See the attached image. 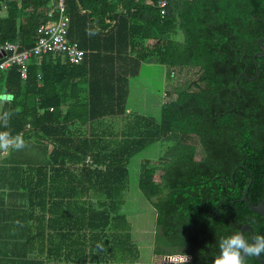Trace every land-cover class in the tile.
I'll use <instances>...</instances> for the list:
<instances>
[{
  "label": "trees",
  "instance_id": "obj_1",
  "mask_svg": "<svg viewBox=\"0 0 264 264\" xmlns=\"http://www.w3.org/2000/svg\"><path fill=\"white\" fill-rule=\"evenodd\" d=\"M159 1L66 0L70 41L88 54L111 49L117 61L127 60L126 71L112 74L111 90L91 79L86 98L64 100L46 71L70 73L84 64L53 54L33 59L27 79L15 66L0 70V93L12 97L0 102V114L11 113L0 131L26 136L33 130L57 144L50 168L39 167L27 188L35 225L18 254L25 264L138 263L140 251L122 213L128 166L159 141L168 143L163 155L143 163L139 180L157 214L156 256L182 252L193 257L187 264H214L220 240L244 225L264 235V217L242 201L248 188L252 205L264 200V57L257 58V76L254 61L262 51L264 0H167L164 17ZM55 2L0 0V52L7 42L32 48L40 25L53 21L48 14ZM147 62L166 66L170 76L195 71L163 105L159 120L129 115L122 139L68 136L67 124L93 128L106 116L126 113L129 78ZM53 90L58 103L49 98Z\"/></svg>",
  "mask_w": 264,
  "mask_h": 264
},
{
  "label": "crops",
  "instance_id": "obj_2",
  "mask_svg": "<svg viewBox=\"0 0 264 264\" xmlns=\"http://www.w3.org/2000/svg\"><path fill=\"white\" fill-rule=\"evenodd\" d=\"M114 54L111 49L93 50L89 54L87 53L88 56L83 62L84 68L72 70L70 73L63 71L48 74V71H46V74L54 83L56 81L59 83V85L55 86L59 89L62 88L61 96L64 100L77 99L79 95L82 98H86L87 93L85 90L90 85L89 80L103 81L106 87L111 90L114 84L112 74L123 73L128 68V64H126L127 60L120 59L117 61V59L113 58ZM60 58L65 63V59L63 57ZM36 60L42 62L44 58L39 57ZM49 60V58L45 60V69H48L46 65H49ZM145 67L151 68L156 73V76L151 77L147 85L150 83L154 84L147 86V88L144 87V89L140 88L138 101L141 102L143 99L142 103L146 102L150 109L159 111V116L152 117L159 120L161 118L162 107L166 103L164 99L167 96L168 70L166 66L160 65L157 62H147L142 64L139 76L129 78V96L126 104V113L123 115L106 116L102 118V121L94 123L93 126L95 127L93 128L90 123L86 125L79 123L67 124L68 129L65 132L68 136L90 137L93 134H98L106 137L103 139L107 141L111 137L122 139L128 132L127 118L129 115L136 113L150 117L141 112L134 104V84L141 80ZM155 79L162 84L164 88L163 93L157 90ZM64 83H69L70 86H66ZM137 88L136 85L135 90ZM49 98L56 103L60 99L54 90L49 95ZM108 99L112 100L111 91ZM3 103L1 102V106ZM61 111L62 115H66L68 105L64 104ZM23 139L27 144V147L24 149L15 150L13 148L7 152L0 151V261L6 264H25L28 261L23 254L22 256L18 255L23 253L24 249L27 248L28 239L31 237L32 229L35 225L32 213V200L27 188L32 187L39 167L50 168L51 154L57 148L55 142L42 138L41 134L33 130L29 135H24ZM88 162L91 163L90 159H88ZM136 264L141 263L138 262Z\"/></svg>",
  "mask_w": 264,
  "mask_h": 264
},
{
  "label": "rangeland",
  "instance_id": "obj_3",
  "mask_svg": "<svg viewBox=\"0 0 264 264\" xmlns=\"http://www.w3.org/2000/svg\"><path fill=\"white\" fill-rule=\"evenodd\" d=\"M181 40L184 39L183 35L180 36ZM156 73L149 67H145L141 80L134 84V104L139 110L145 113L147 116L156 117L159 116V111L150 109L149 105L138 101V95H140L141 89L150 86L154 83L147 85L151 77H155ZM195 77L194 70H185L182 74H176L175 76L167 75V96L165 101L169 102L176 98V89L185 85L187 81ZM157 90L161 93L164 92L162 84L154 80ZM142 83V84H139ZM137 89L135 90V86ZM154 85V86H155ZM168 143L159 141L140 153L136 154L130 159L129 171H130V187L126 193V203L122 209L131 224L132 236L136 242L140 251V260L142 264H154L158 262L159 256L153 253L155 247V238L158 234L156 227V211L150 202L145 198L139 188V180L141 175L142 165L145 161L154 162L157 161L164 153Z\"/></svg>",
  "mask_w": 264,
  "mask_h": 264
},
{
  "label": "built area",
  "instance_id": "obj_4",
  "mask_svg": "<svg viewBox=\"0 0 264 264\" xmlns=\"http://www.w3.org/2000/svg\"><path fill=\"white\" fill-rule=\"evenodd\" d=\"M158 6L161 15L164 17L167 14V0H160ZM48 17L53 21L40 25L32 48L21 50V45L16 42H7L3 46L0 52V70H7L15 66L18 68L22 79H27L32 60L48 54L61 56L65 59V63L71 65L83 63L87 52L80 47L78 42H72L68 38L70 17L67 14L66 0H56ZM51 111H53V108H51ZM192 260V255L180 252L163 255L158 258L157 263L187 264Z\"/></svg>",
  "mask_w": 264,
  "mask_h": 264
},
{
  "label": "clouds",
  "instance_id": "obj_5",
  "mask_svg": "<svg viewBox=\"0 0 264 264\" xmlns=\"http://www.w3.org/2000/svg\"><path fill=\"white\" fill-rule=\"evenodd\" d=\"M89 35L96 33L91 29ZM10 94L0 93V102L10 101ZM17 112L20 109L16 110ZM11 113L0 114V127L7 129ZM27 147L22 134L12 136L8 131H0V151L7 152L9 149L22 150ZM264 254V235H253L251 242L245 238L241 231L222 238L219 243V255L214 259V264H245L247 257H256Z\"/></svg>",
  "mask_w": 264,
  "mask_h": 264
},
{
  "label": "water",
  "instance_id": "obj_6",
  "mask_svg": "<svg viewBox=\"0 0 264 264\" xmlns=\"http://www.w3.org/2000/svg\"><path fill=\"white\" fill-rule=\"evenodd\" d=\"M258 44H259V46L261 47L262 51H261V52H258V53L255 54V56H254V61H255V64H256V66H257V74H256V76L258 75V71H259L257 58H258V57H264V38L259 39V40H258ZM248 189H249V188H248ZM248 189H247V191L245 192L242 201L245 202V203L249 206V208H250L252 211H254L255 213H257V214L261 215L262 217H264V200H263L259 205H257V206L252 205V204L248 201V198H247V192H248ZM248 231H250V232L253 233V228H252V226L246 224V225H244V226L242 227L241 232L244 233V235H245V233L248 232ZM263 264H264V261H263Z\"/></svg>",
  "mask_w": 264,
  "mask_h": 264
},
{
  "label": "flooded vegetation",
  "instance_id": "obj_7",
  "mask_svg": "<svg viewBox=\"0 0 264 264\" xmlns=\"http://www.w3.org/2000/svg\"><path fill=\"white\" fill-rule=\"evenodd\" d=\"M246 233H248V235H249V242H251V239H252L253 235H257L254 229H253V233L250 232V231H248V232H246ZM246 233H245V234H246ZM246 259H249V261H251V264H263V261H264V254H262V255L260 256V258H256V257H247ZM249 264H250V263H249Z\"/></svg>",
  "mask_w": 264,
  "mask_h": 264
}]
</instances>
